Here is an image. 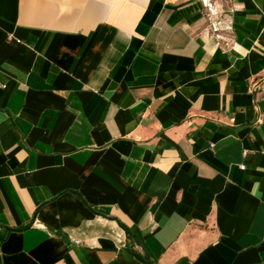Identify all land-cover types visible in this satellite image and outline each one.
<instances>
[{
  "label": "crops",
  "instance_id": "0c3cea01",
  "mask_svg": "<svg viewBox=\"0 0 264 264\" xmlns=\"http://www.w3.org/2000/svg\"><path fill=\"white\" fill-rule=\"evenodd\" d=\"M213 2L0 0V264H264V0Z\"/></svg>",
  "mask_w": 264,
  "mask_h": 264
},
{
  "label": "built area",
  "instance_id": "2783aa9c",
  "mask_svg": "<svg viewBox=\"0 0 264 264\" xmlns=\"http://www.w3.org/2000/svg\"><path fill=\"white\" fill-rule=\"evenodd\" d=\"M205 5H206V8L208 10V14H209L210 18L217 15V8H216V5L213 2V0H206ZM220 25H221L220 22H212L211 28H212L213 32L218 33L219 31H221ZM4 89H5V86L0 83V91H2ZM241 169L244 170L245 166H242Z\"/></svg>",
  "mask_w": 264,
  "mask_h": 264
}]
</instances>
